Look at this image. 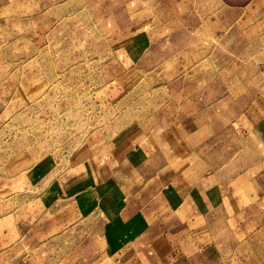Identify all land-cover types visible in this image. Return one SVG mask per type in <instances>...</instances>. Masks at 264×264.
Returning <instances> with one entry per match:
<instances>
[{
    "label": "rangeland",
    "instance_id": "374dc122",
    "mask_svg": "<svg viewBox=\"0 0 264 264\" xmlns=\"http://www.w3.org/2000/svg\"><path fill=\"white\" fill-rule=\"evenodd\" d=\"M225 97L264 108V0H0V264L117 251L157 189L115 149L163 129L184 150ZM237 131L193 141L177 166L220 177L232 164L264 209V118ZM252 219L244 259L264 264V215Z\"/></svg>",
    "mask_w": 264,
    "mask_h": 264
},
{
    "label": "crops",
    "instance_id": "0c3cea01",
    "mask_svg": "<svg viewBox=\"0 0 264 264\" xmlns=\"http://www.w3.org/2000/svg\"><path fill=\"white\" fill-rule=\"evenodd\" d=\"M225 98L204 109V131H193L189 136L191 144L184 142V150V136L178 137L176 131L169 133L163 129L119 144L114 153L116 150L120 153L122 163L142 178L145 185L156 184L154 193L146 190L150 203L155 204L145 207V213L139 215L134 208L130 213L133 219L123 230L132 235L117 246V251L101 252L85 264H246L247 239L254 226L252 215L257 218L264 215L263 205L249 190L247 179L239 173L233 174L232 164L223 169L220 177L196 167L183 173V160L179 162L180 167L177 166L185 150L195 152L193 141L204 142L205 137L219 136L233 128L238 134L251 133L262 122L264 108L260 104L245 105ZM101 163L96 162L95 167L99 169ZM110 163L104 162V166ZM89 164L88 161L82 164L81 169L87 170L89 176L85 183L92 184ZM190 179L192 183L187 184ZM169 186L187 187L177 192ZM140 217L145 219L137 221V228L136 219ZM1 235L0 242L9 246L8 242L4 243L10 238L7 232ZM22 245L23 242H19L11 249L17 254ZM99 246L105 248L104 242ZM262 252H259L260 257ZM12 264L34 263L19 258Z\"/></svg>",
    "mask_w": 264,
    "mask_h": 264
}]
</instances>
